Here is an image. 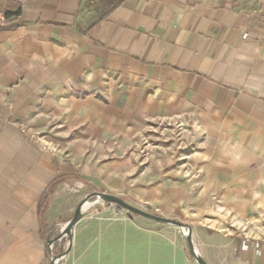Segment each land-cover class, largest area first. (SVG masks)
Returning <instances> with one entry per match:
<instances>
[{"label":"crops","instance_id":"1","mask_svg":"<svg viewBox=\"0 0 264 264\" xmlns=\"http://www.w3.org/2000/svg\"><path fill=\"white\" fill-rule=\"evenodd\" d=\"M0 9V264H48L94 191L189 225L207 264H264V0ZM165 133L169 167L131 152ZM59 264L195 263L178 228L97 204Z\"/></svg>","mask_w":264,"mask_h":264},{"label":"water","instance_id":"2","mask_svg":"<svg viewBox=\"0 0 264 264\" xmlns=\"http://www.w3.org/2000/svg\"><path fill=\"white\" fill-rule=\"evenodd\" d=\"M97 204L102 206H112L116 211H125L126 215L130 218L136 215L159 224L170 225L178 228L185 240L186 249L194 263L207 264L196 248L192 229L189 225L174 219H169L154 214L141 207L131 204L118 196L99 191H94L92 193L87 194L76 206L71 219L68 220L62 228H54L50 231L46 239L48 264H59L64 259V257L70 251L72 246L73 228L75 227L77 222H79L84 217L89 207ZM56 231H58V234L55 237H52V235ZM63 238L67 239L66 246L64 248H59L56 252L54 244L60 242Z\"/></svg>","mask_w":264,"mask_h":264},{"label":"rangeland","instance_id":"3","mask_svg":"<svg viewBox=\"0 0 264 264\" xmlns=\"http://www.w3.org/2000/svg\"><path fill=\"white\" fill-rule=\"evenodd\" d=\"M175 134V133H174ZM155 136L150 137V140L147 142H140L137 143L134 147L131 148V152L135 153L138 158L145 160L148 162V164H152L154 160H160L161 161V168L169 167V165H172V155L179 156L180 153L183 155L184 148H175L173 146L172 138H174V135L165 133L163 137L160 136L157 140ZM179 139L180 137H176ZM179 141V140H178ZM179 163V162H178ZM143 209L149 211L145 207H142ZM150 212V211H149Z\"/></svg>","mask_w":264,"mask_h":264},{"label":"built area","instance_id":"4","mask_svg":"<svg viewBox=\"0 0 264 264\" xmlns=\"http://www.w3.org/2000/svg\"><path fill=\"white\" fill-rule=\"evenodd\" d=\"M18 2L20 3V5H23L25 0H18ZM9 22V17H8V13L7 11L0 9V27H4L8 24ZM247 245L243 244L242 245V250L247 249Z\"/></svg>","mask_w":264,"mask_h":264}]
</instances>
